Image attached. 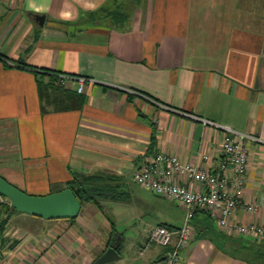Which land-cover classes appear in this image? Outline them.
Returning <instances> with one entry per match:
<instances>
[{
  "label": "crops",
  "instance_id": "1",
  "mask_svg": "<svg viewBox=\"0 0 264 264\" xmlns=\"http://www.w3.org/2000/svg\"><path fill=\"white\" fill-rule=\"evenodd\" d=\"M0 55V177L44 196L111 175L121 196L85 201L72 220L1 209L0 264H95L113 245L121 258L108 264H160L149 237L186 212L136 171L158 153L218 161L225 132L204 120L264 142V0H0ZM263 142L247 144L244 192L260 208L238 207V224H264ZM179 264H264V242L201 211Z\"/></svg>",
  "mask_w": 264,
  "mask_h": 264
},
{
  "label": "built area",
  "instance_id": "2",
  "mask_svg": "<svg viewBox=\"0 0 264 264\" xmlns=\"http://www.w3.org/2000/svg\"><path fill=\"white\" fill-rule=\"evenodd\" d=\"M78 81V91L82 93L87 79ZM204 122L225 132L218 161L209 154H202L199 163L191 164L183 162L177 155L158 153L148 157L134 174L138 185L180 204L186 212L181 227L174 229L158 225L153 229L149 243L166 250L165 259L160 264H179L180 253L193 234L194 218L201 211L211 214L230 235L264 242V224L232 221L238 207L248 212H257L260 208L255 202H245L244 192L249 165L247 144L263 141L211 121ZM0 204L12 205L10 199L1 194Z\"/></svg>",
  "mask_w": 264,
  "mask_h": 264
},
{
  "label": "water",
  "instance_id": "3",
  "mask_svg": "<svg viewBox=\"0 0 264 264\" xmlns=\"http://www.w3.org/2000/svg\"><path fill=\"white\" fill-rule=\"evenodd\" d=\"M40 26H44L46 17L36 16ZM0 194L10 199L13 210L26 213L47 220H72L78 218L82 210V203L71 188H65L52 194L31 195L0 177ZM121 255L117 245H113L95 262L108 264L117 261ZM165 259L162 258L161 261Z\"/></svg>",
  "mask_w": 264,
  "mask_h": 264
},
{
  "label": "trees",
  "instance_id": "4",
  "mask_svg": "<svg viewBox=\"0 0 264 264\" xmlns=\"http://www.w3.org/2000/svg\"><path fill=\"white\" fill-rule=\"evenodd\" d=\"M94 174V175H80L74 178L70 183V187L77 195L82 205L85 201H98L103 198H115L118 199L120 196L118 192V186L116 183L118 179L108 175ZM8 211H14L12 205H6ZM15 212V211H14Z\"/></svg>",
  "mask_w": 264,
  "mask_h": 264
},
{
  "label": "rangeland",
  "instance_id": "5",
  "mask_svg": "<svg viewBox=\"0 0 264 264\" xmlns=\"http://www.w3.org/2000/svg\"><path fill=\"white\" fill-rule=\"evenodd\" d=\"M128 6H129V4L126 3V4L119 5L118 7H115L114 9H108V10L102 11L98 14L93 15L90 18V21L115 20L116 15L119 13L122 14V13L126 12V7H128ZM103 178L106 179L104 176H103ZM148 200H149L148 205L153 206L157 212L158 211L157 206H161V205H157L154 201H151L150 199H148ZM159 200H163V201L168 200V206H171V204H173V203H171L172 201L169 198H166V199L163 198V199H159ZM175 204H176V202H175ZM5 207H6L5 205L0 204V210L5 208ZM171 208H172V206H171ZM150 210H152V209H150ZM154 212L152 215H151V212H149L148 221H149L150 225H156L158 223L156 217H158L159 215L160 216L162 215L161 210H160V212H157L158 216H155Z\"/></svg>",
  "mask_w": 264,
  "mask_h": 264
}]
</instances>
